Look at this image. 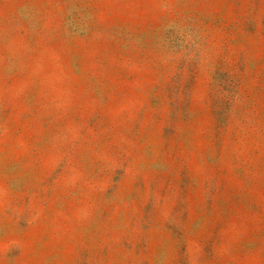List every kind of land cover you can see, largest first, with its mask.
Returning <instances> with one entry per match:
<instances>
[{
	"label": "rangeland",
	"instance_id": "obj_1",
	"mask_svg": "<svg viewBox=\"0 0 264 264\" xmlns=\"http://www.w3.org/2000/svg\"><path fill=\"white\" fill-rule=\"evenodd\" d=\"M0 264H264V0H0Z\"/></svg>",
	"mask_w": 264,
	"mask_h": 264
}]
</instances>
